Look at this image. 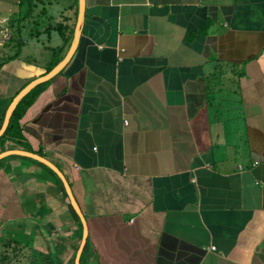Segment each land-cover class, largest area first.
Wrapping results in <instances>:
<instances>
[{
  "label": "crops",
  "instance_id": "crops-1",
  "mask_svg": "<svg viewBox=\"0 0 264 264\" xmlns=\"http://www.w3.org/2000/svg\"><path fill=\"white\" fill-rule=\"evenodd\" d=\"M61 2L43 7L44 29ZM20 4L0 0V29L24 28L22 53L39 37ZM78 8L67 0L68 25ZM12 34L0 39V130L49 63L6 59ZM54 77L0 154L60 168L89 264H264V0H85L77 50ZM39 162L0 158V259L76 264L84 225Z\"/></svg>",
  "mask_w": 264,
  "mask_h": 264
},
{
  "label": "trees",
  "instance_id": "trees-1",
  "mask_svg": "<svg viewBox=\"0 0 264 264\" xmlns=\"http://www.w3.org/2000/svg\"><path fill=\"white\" fill-rule=\"evenodd\" d=\"M44 1L45 0H21V4H20L21 7H23L24 5H27L26 6L27 7L26 13L23 14V21H25L27 18H31V17L34 18L35 17V19H34L35 22H33L34 27L30 31L33 32L34 34H36L37 37L41 35L40 34L41 33L40 28L45 23V21H44L45 8L44 9L42 8L41 13L40 12L36 13V9L38 8V6L41 3L44 4ZM46 5H47V2L44 6H46ZM78 14H79V8L76 11L74 23L71 25H68L69 23H66V22L65 23L60 22L55 27L50 26V27H47L45 29L46 33H51L53 28L56 29V31L59 32V34L61 35V37L64 40V43L61 46H57V47L53 48L54 53H53L52 59L47 64L45 74L50 72L54 67H56L61 62V60L63 59V56H64L63 55L64 51L67 48H69V46L71 45V42H72V40L74 38V34H75V28H76V23H77V19H78ZM12 30H13L12 37H13V40H15V42H16V46H17L18 50L16 53H14L13 55H10L9 58H6V59L18 58L21 54V50L23 47L22 40L21 41L19 40V36H21L22 33L24 32V28L22 26H20V24H18V26L14 25L12 27ZM36 32H38V33H36ZM3 64H4V62H3ZM47 84H48V82L36 86L24 98L21 99V101L17 105L15 111L13 112V115L11 117L8 128L6 129L5 133L2 135L1 138L7 137V138H11V139H16V140H19L22 142L23 133H22V125L20 124V120L23 116V113L26 111V109L29 106H31L33 104V102L36 100L37 96L45 89ZM39 163H41V162H39ZM41 164H43V163H41ZM46 167H48V166H46ZM70 206H71L72 210L74 211V213L76 214L77 218L80 220L79 215L74 210L71 203H70ZM88 247L89 246H88V242H87V245L85 246L84 251H83L82 256H81V264H89V262H90L89 259L87 260ZM2 255L5 259L10 258V256H9L10 254H8V252H4V253H2ZM48 259H49V257H46V260H48ZM93 263L100 264L97 262V260H95Z\"/></svg>",
  "mask_w": 264,
  "mask_h": 264
},
{
  "label": "water",
  "instance_id": "water-1",
  "mask_svg": "<svg viewBox=\"0 0 264 264\" xmlns=\"http://www.w3.org/2000/svg\"><path fill=\"white\" fill-rule=\"evenodd\" d=\"M84 16H85V0H80V8H79L78 19H77L76 28H75V34H74L72 44H71L67 54L65 55L64 59L56 67H54L50 72L46 73L45 75H42L40 77L33 79L18 93V95H16V97L13 99L11 105L9 106V108L6 112L5 121H4V124L0 130V136H2L5 133L6 129L8 128L11 117L13 115V112H14L15 107L18 104V102L23 97H25L36 86L40 85L41 83H44L45 81H47V80L53 78L55 75H57L70 62L74 53L77 50L78 44H79ZM10 154H19V155L34 158V159L46 164L48 167H50L52 170H54V172L62 179L64 186L66 188V191L69 195L70 201H71L73 207L75 208L76 212L79 214V216L82 220V223L84 225L83 240H82L81 246H80L78 253H77V256H76V264H81V256H82L83 250H84L86 242H87L89 231H88L87 220L85 218V215H84L79 203L76 200V197L73 193L72 187L69 184V181L67 180L66 176L64 175V173L60 170V168L55 163H53L51 160L45 158L44 156L36 154L34 152H29V151L20 150V149L19 150L18 149L10 150V151H7V152L0 154V158L4 157L6 155H10Z\"/></svg>",
  "mask_w": 264,
  "mask_h": 264
},
{
  "label": "rangeland",
  "instance_id": "rangeland-1",
  "mask_svg": "<svg viewBox=\"0 0 264 264\" xmlns=\"http://www.w3.org/2000/svg\"><path fill=\"white\" fill-rule=\"evenodd\" d=\"M48 0H45L44 1V4H40L39 6H38V8L36 9V13L38 12H42L41 10H42V8H43V6L46 4V2H47ZM59 1V0H58ZM61 1V0H60ZM65 6H67V0H63V5H62V2H61V4L59 5V10L57 11V12H55L56 13V19L57 18H59L58 20L60 21V22H66V20H64V15L65 14H67L65 11H64V8H65ZM67 11V10H66ZM63 13H65V14H63ZM37 18V17H36ZM35 19V17L33 18V20ZM9 21V20H8ZM33 22H35V20L33 21ZM55 22V21H54ZM73 23H74V21H73ZM7 24H9V23H7ZM34 27V24L32 23L31 24V27ZM3 29H5V28H2V29H0V39H9V33H11V32H13V30H11L10 31V29H9V31H6L5 30V32H2V30ZM45 31V32H44ZM40 36H38L39 37V42L38 43H35V45H29L28 47H25L24 48V50H23V52L21 53L23 56H29V58L31 59V60H33V61H36L35 63L36 64H39V65H44V64H46V63H48V62H50V60L52 59V56H53V52H51L48 48H46V46H48L49 48L51 47V46H53V47H56L57 45V43L59 42H61V36H60V34H59V32L57 31V32H55V33H53L52 34V37H51V40L52 41H48V37H47V35L45 34L46 33V30L44 29V27H41L40 28ZM43 32V33H42ZM36 33H38V32H36ZM47 41V42H46ZM58 43V44H59ZM6 46V48H7V50H8V48H9V43H5V45H4V47ZM3 48V47H2ZM2 52H8V51H2ZM7 251V250H6ZM8 254H10L9 256H10V258L9 259H5L4 257H3V255L1 256V259H0V264H24L25 263V260H24V254L22 253H20V254H15V252H13V251H10V249H8ZM15 255H17L18 256V258L17 257H15ZM23 258V260H21V261H19V259L20 258ZM17 259V260H16Z\"/></svg>",
  "mask_w": 264,
  "mask_h": 264
},
{
  "label": "built area",
  "instance_id": "built-area-1",
  "mask_svg": "<svg viewBox=\"0 0 264 264\" xmlns=\"http://www.w3.org/2000/svg\"><path fill=\"white\" fill-rule=\"evenodd\" d=\"M213 249H216L215 247H213Z\"/></svg>",
  "mask_w": 264,
  "mask_h": 264
},
{
  "label": "bare ground",
  "instance_id": "bare-ground-1",
  "mask_svg": "<svg viewBox=\"0 0 264 264\" xmlns=\"http://www.w3.org/2000/svg\"><path fill=\"white\" fill-rule=\"evenodd\" d=\"M55 78V77H54Z\"/></svg>",
  "mask_w": 264,
  "mask_h": 264
}]
</instances>
